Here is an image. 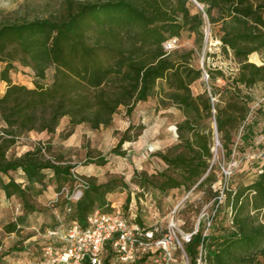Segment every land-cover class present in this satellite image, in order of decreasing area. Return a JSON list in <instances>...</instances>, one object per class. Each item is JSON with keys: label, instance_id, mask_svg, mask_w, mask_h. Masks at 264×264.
Segmentation results:
<instances>
[{"label": "trees", "instance_id": "16d2710c", "mask_svg": "<svg viewBox=\"0 0 264 264\" xmlns=\"http://www.w3.org/2000/svg\"><path fill=\"white\" fill-rule=\"evenodd\" d=\"M207 21L221 25L223 48L238 61L239 71L227 76L223 70H210L211 89L195 95L192 85L204 76L203 69L192 63L196 49L167 52L164 43L189 31L196 36L197 51L202 50ZM255 52H264V0H67V6L50 17L0 20V85L7 83L0 94L4 123L0 132V188L9 199L17 197L23 204L22 214L9 222L6 230L15 232L28 224L29 215L36 210L32 196L44 192L50 172L59 189L74 180L75 166L47 157L44 151L50 147L43 143L20 156H10L9 150L21 136L55 133L65 117L72 126L108 127L121 106L130 115L139 102L153 96L164 106H177L185 119L178 124L176 144L157 153L166 168L153 178L143 173L139 182L161 192L212 186L219 179L211 166L212 118H216L229 158L234 153L231 144L237 127L245 128L244 143L254 136V125L248 122L250 96L242 86L252 88L264 82V63L249 60ZM18 65L32 69L34 87L13 81ZM52 67L53 80L44 83ZM219 76L226 81L222 87L216 85ZM262 107L264 104L260 107L264 110ZM130 131L123 132L112 153L126 154L122 147L133 139ZM98 163L104 165L107 159ZM20 170L26 184L14 177L4 178ZM120 185L127 186L117 178L105 182L91 178L81 199L56 203L70 224L86 226L95 210H112L108 195ZM229 194L227 201L235 209L234 226H226L224 218L217 215L219 207L212 218V231L206 234L204 226L200 227L185 243L191 264H264V222L248 209H264V171L257 172L250 185ZM130 202L131 196L127 206ZM136 221L159 238L138 216ZM114 256L112 241H108L102 264H113ZM148 257L150 254L122 264H143ZM2 261L0 257V264ZM84 264L92 262L85 260Z\"/></svg>", "mask_w": 264, "mask_h": 264}, {"label": "rangeland", "instance_id": "374dc122", "mask_svg": "<svg viewBox=\"0 0 264 264\" xmlns=\"http://www.w3.org/2000/svg\"><path fill=\"white\" fill-rule=\"evenodd\" d=\"M67 6V0H0V20L15 21L50 17L59 13ZM203 8L202 6H200ZM196 12L197 7H192ZM205 40L202 50L197 51L195 34L184 31L179 36V43L175 50H190L195 48L192 63L196 67H203L204 56L211 57L215 62L228 72L237 70L239 63L231 60L233 54H228L221 42V25L206 22L204 28ZM257 59V61H256ZM249 60L259 65L264 63V52H255ZM207 66V61H205ZM55 68H51L44 83L53 80ZM235 72V71H234ZM13 81L35 86V76L31 68L18 65V69L12 73ZM209 78L203 76L192 85L195 95L204 92L209 87ZM226 81L219 76L216 85L222 87ZM243 92L250 96V112L248 122L254 125V136L249 143H244L242 135L244 126H239L233 131L231 147L234 153L229 158L223 146L221 133L214 136L213 152L211 160L213 173L218 176V181L212 186L205 185L191 190L172 189L161 192L151 185H143L139 176L143 173L154 177L158 172L166 168V163L157 155L158 152L167 151L178 141V124L185 116L175 105L164 106L160 104L159 97L153 96L149 100L139 102L129 115L127 108L121 106L114 116L112 125L92 128L83 123L72 126L69 117L62 119L55 133L29 132L21 136L17 143L9 150V155L20 156L30 149H34L40 143L45 144L47 157L60 158L64 162L73 164L77 174L89 181L91 178L98 182H105L117 178L125 182L127 186L120 185L114 192L108 195L110 208L121 206L126 215L132 220L141 219L149 228H154L159 238L168 234V239L177 246L172 256H164L160 251L150 253V257L143 264H191V258L185 249V243L190 240L192 234L203 228L206 234L212 231V216L215 215V198L226 186V199L220 206V215L224 218L226 226H230L229 192L239 189L242 185H250L257 177L259 166L262 164V150L264 148V110L260 109L264 104V82H259L252 88L242 86ZM7 89V83L0 85V94ZM264 108V107H262ZM217 114V110H214ZM215 131L217 121L215 116L211 120ZM4 123L0 119V132ZM128 128L132 140L126 141L122 147L125 155L112 153V149L118 144L123 132ZM218 137L219 144L216 142ZM106 158L107 163L100 165L98 160ZM238 162L233 175L227 180L223 178L222 167L229 163ZM14 177L18 182L26 184L24 173L20 170L5 175L9 180ZM47 187L40 195L32 196L31 201L36 210L29 215L28 224L20 227L18 231L8 232L5 226L17 219L23 212V204L19 198H8L0 188V257L1 264H45L48 258L47 247L53 246V256H60L64 250V242L61 238L52 240L47 235V230L55 225L69 227L71 222L67 220L61 205L55 202L59 192L58 183L50 172L47 177ZM76 185V180H71L64 186L71 189ZM131 196V202L127 206V198ZM246 196L245 199H247ZM65 199L60 196L59 202ZM251 214L261 218V212L252 213L253 208H248ZM110 210V209H108ZM137 222V221H136ZM261 258V257H260ZM56 264H60L59 261ZM113 264H122L113 261ZM201 264H204L201 261Z\"/></svg>", "mask_w": 264, "mask_h": 264}, {"label": "built area", "instance_id": "2783aa9c", "mask_svg": "<svg viewBox=\"0 0 264 264\" xmlns=\"http://www.w3.org/2000/svg\"><path fill=\"white\" fill-rule=\"evenodd\" d=\"M178 43L179 38L173 37L164 43V48L167 52H171L177 48ZM229 54L232 55L231 52ZM233 59L235 60L234 57L231 60ZM205 61H207V66L205 65ZM202 69L204 76L209 78L210 70H223L227 76H231L239 71V66L237 70H234L235 72H228L225 68L214 61L211 62V57H207L205 54ZM216 142L219 144L218 137H216ZM261 158L262 164L259 166V173L264 171V148L262 150ZM237 166L238 162H235L226 164L222 167L225 183H227V180L233 175ZM72 172L74 179L76 180V185L73 189L68 186H63L58 192L55 202H58L62 195L65 196V199L71 202H76L82 198L84 191L88 188V181L81 178L74 168L72 169ZM254 193L255 191L250 192L251 195ZM225 199L226 186L215 198V213ZM229 208L231 214L230 225L234 226L235 209L232 204H230ZM257 212H261L260 220L264 222V209L252 210V213ZM46 232L49 238H61L65 243L64 250L60 256H53L52 245L47 247V253L49 256L46 264H56L57 261H59L60 264H84L85 260H90L92 264H102L105 244L108 241H112L113 249L115 251L114 260L119 263L133 262L137 258L154 252V247H156V251H160L165 257L172 256L174 251L177 250V246L173 245L172 239H168V234L155 239L152 230H147L139 223L129 218L121 206H116L110 211L103 209L95 210L90 214L86 226L75 222L69 227L64 228L63 225L59 224L49 228Z\"/></svg>", "mask_w": 264, "mask_h": 264}, {"label": "water", "instance_id": "95a60500", "mask_svg": "<svg viewBox=\"0 0 264 264\" xmlns=\"http://www.w3.org/2000/svg\"><path fill=\"white\" fill-rule=\"evenodd\" d=\"M218 133V130H217V127H216V129H215V134H217Z\"/></svg>", "mask_w": 264, "mask_h": 264}]
</instances>
